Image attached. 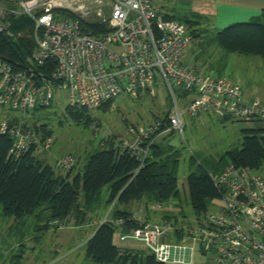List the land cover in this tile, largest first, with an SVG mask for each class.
Masks as SVG:
<instances>
[{
    "label": "built area",
    "instance_id": "1",
    "mask_svg": "<svg viewBox=\"0 0 264 264\" xmlns=\"http://www.w3.org/2000/svg\"><path fill=\"white\" fill-rule=\"evenodd\" d=\"M2 2L32 19L36 40L26 67L16 68L0 55V110L21 114L0 119V133L12 137L11 155L52 147L53 136L42 138L23 118L29 110L52 106L62 91L67 105L92 111L122 93H152L162 83L176 102L188 99L172 110L163 131L183 133L184 116L234 118L264 127V102L244 98L240 83L188 62V28L166 19L150 0H113L110 26L98 36L84 33L78 18L56 13L53 0H0V17ZM130 132L132 139L120 146L143 160L153 142L148 134L156 131ZM74 162L66 154L55 166L66 172ZM214 182L221 207L206 212L201 223L144 220L120 239L142 241L164 264H195L198 256L211 264H264V171L229 163ZM123 223L115 221L118 227Z\"/></svg>",
    "mask_w": 264,
    "mask_h": 264
},
{
    "label": "trees",
    "instance_id": "2",
    "mask_svg": "<svg viewBox=\"0 0 264 264\" xmlns=\"http://www.w3.org/2000/svg\"><path fill=\"white\" fill-rule=\"evenodd\" d=\"M164 17L186 25L191 34L189 49L194 65L199 68L223 75L226 54L229 52L264 57V11L253 20L233 23L220 30L199 27L202 16L196 12ZM8 19L10 25L7 31H0V55L16 68L26 67L30 65L29 56L36 46L32 38L34 22L25 15H10ZM80 26L84 33L90 35H100L106 31L100 24L83 23L81 20ZM213 46L223 51L214 62L209 61V58H213L210 52ZM48 64L52 65V61ZM111 100L97 109L106 106ZM88 112L84 108L65 106L66 115L76 121H87ZM39 117L35 116L30 125L27 122L25 124L39 132L42 138L52 135V131L40 122ZM241 132L240 147H232L217 157L189 156L190 172L186 183L189 204L198 222L207 212V203L220 197L214 178L227 164L233 163L257 171L264 169V135L261 130L251 127ZM11 147L12 137L0 133V205L4 214L15 221L33 216L34 229L41 234L69 216L74 215L77 222H84L89 212L113 204L110 217L98 225L86 242L87 257L96 264H164L151 253L141 257L115 244L114 236L118 231L127 233L141 223L130 211L118 208V204H128L143 197L162 203L176 196L181 159L179 149L168 142H152L148 154L142 160L110 141L107 146L88 153L82 172L74 174V164L70 170L61 173L39 158L37 153L29 151L11 155ZM106 185H110V193L107 199L101 201V190ZM117 219L124 220L121 227L115 224Z\"/></svg>",
    "mask_w": 264,
    "mask_h": 264
},
{
    "label": "rangeland",
    "instance_id": "3",
    "mask_svg": "<svg viewBox=\"0 0 264 264\" xmlns=\"http://www.w3.org/2000/svg\"><path fill=\"white\" fill-rule=\"evenodd\" d=\"M112 1L53 0L55 11L59 14L78 18L83 23L100 24L106 30L110 26ZM150 1L159 11L170 14L184 13L192 9L188 0ZM1 7L3 10L0 21L3 30L7 31L10 25L8 17L21 14L16 13L18 9L13 4L2 2ZM205 27L208 25H203V28ZM32 38L36 45L35 36L32 35ZM189 50L186 60L194 64L191 49ZM210 52L213 58H209V61L214 62L223 51L213 46ZM225 62L223 75L240 83L245 93L264 102V60L261 56L229 52L226 54ZM187 100L185 98L181 102L178 100L176 102L165 85L159 83L152 93L142 95L122 93L106 106L88 112L87 121L85 119L76 121L65 113L66 93L62 91L56 95L51 109L29 110L24 114L23 120L30 125L35 116H40V122L46 124L52 131L53 143L49 150L38 152V157L58 171L55 166L56 160L66 154H72L75 157L74 174L82 172L88 153L107 146L110 141L120 145L123 139L131 140L134 134L130 132V128H133L137 136H142L147 129L157 131L154 135L148 134L153 142H168L181 151L178 194L167 202L158 203L143 197L128 204H118V208L130 211L133 217H139L140 221L150 223L170 221L178 225H195L197 218L189 204L186 183L190 172L189 156L192 154L200 157L220 156L232 147L241 146L243 129L257 127L264 135V127L257 122L234 118L221 121L220 118L210 116L198 118L184 116L183 133L163 131L168 125L172 110L176 106L184 107ZM16 115L21 116L19 112L0 110V119ZM159 123L161 128L157 126ZM109 193L110 185H106L101 190V201L107 199ZM82 200L80 194V202ZM112 206L113 204L101 206L96 211L89 212L84 222H77L74 215L69 216L58 222V225H52L44 233L39 234L40 232L34 229L33 216L15 221L3 213L0 205V264H96L86 255V242L96 231L98 224L110 217ZM220 207L218 199L211 200L207 203V213L216 212ZM203 218L204 216L200 219ZM114 242L119 247L130 246L134 253L141 257L149 253L142 241L130 237L121 240L120 234H116ZM195 264H211V260L198 256Z\"/></svg>",
    "mask_w": 264,
    "mask_h": 264
},
{
    "label": "crops",
    "instance_id": "4",
    "mask_svg": "<svg viewBox=\"0 0 264 264\" xmlns=\"http://www.w3.org/2000/svg\"><path fill=\"white\" fill-rule=\"evenodd\" d=\"M192 9L184 13H165L161 11L164 15H174V14H189L191 12H196L202 16L201 25L199 27L203 28V25H208L205 27L209 30H220L230 24L237 22H246L259 17L264 11V0H188ZM192 3L194 5H192ZM264 60V57L261 56ZM207 70L206 68H203ZM214 72L213 70H207ZM243 91V90H242ZM243 96L246 99L258 98L243 91ZM261 100V99H260ZM203 117V116H202ZM135 217V216H134ZM136 218V217H135ZM136 219H139L136 218ZM99 225V224H98ZM95 232V231H94ZM93 232V233H94ZM89 236V238L93 235ZM121 232L118 231V235ZM88 238V239H89ZM122 250H129L134 252L130 246L120 247Z\"/></svg>",
    "mask_w": 264,
    "mask_h": 264
}]
</instances>
